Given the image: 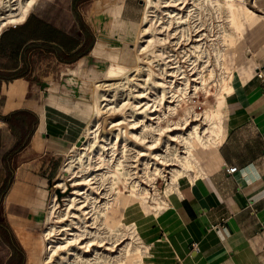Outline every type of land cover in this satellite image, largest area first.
I'll list each match as a JSON object with an SVG mask.
<instances>
[{
    "label": "crops",
    "instance_id": "0c3cea01",
    "mask_svg": "<svg viewBox=\"0 0 264 264\" xmlns=\"http://www.w3.org/2000/svg\"><path fill=\"white\" fill-rule=\"evenodd\" d=\"M254 2L264 14V0ZM142 7L143 0H45L0 33V253L7 256L0 264L37 262L32 232L43 225L48 182L92 117V103H82L87 86L113 53L133 66L126 31ZM252 48L250 67L225 95L221 141L202 164L212 159L169 195L171 211L166 202L159 220H172L151 225L158 228L145 238L152 264H264V38ZM18 111L25 113L16 126L6 117ZM229 167L236 171L227 174Z\"/></svg>",
    "mask_w": 264,
    "mask_h": 264
},
{
    "label": "bare ground",
    "instance_id": "6f19581e",
    "mask_svg": "<svg viewBox=\"0 0 264 264\" xmlns=\"http://www.w3.org/2000/svg\"><path fill=\"white\" fill-rule=\"evenodd\" d=\"M38 1L0 0V33L23 23ZM261 17L246 0H143L141 20L127 28L134 34V64L125 68L113 53L94 83L91 120L80 144L67 150L55 180L56 190L71 187V193L62 208L52 194L43 220V257L35 264H152L145 261L150 244L135 222L150 216L158 222L160 202L146 205L155 198V177L165 174L174 194L181 178L192 182L204 171L202 154L222 138L232 41L244 23ZM213 86V105L190 111L198 93L207 99ZM106 114L120 116L103 135ZM133 152L131 161L127 153ZM129 161H141L139 177ZM129 183V193L122 192L119 185ZM121 197L127 210L118 219ZM137 208L143 212L138 219ZM126 213L129 224L123 222Z\"/></svg>",
    "mask_w": 264,
    "mask_h": 264
},
{
    "label": "rangeland",
    "instance_id": "374dc122",
    "mask_svg": "<svg viewBox=\"0 0 264 264\" xmlns=\"http://www.w3.org/2000/svg\"><path fill=\"white\" fill-rule=\"evenodd\" d=\"M42 1H45V0H39L38 2H42ZM250 2H251V0H246V5L248 7H250V8H254L255 10H257V3H255L254 0H252L251 3ZM253 4L256 5V6L254 7ZM262 15H264V14H262ZM230 26L232 27L233 25H230ZM259 26H261V27H259ZM237 32H238V34H237ZM237 32H236V37L237 38L234 39L232 41V44H231L232 45L231 53L228 54V56H227V58L225 60L226 61V66L228 68L227 69V74H230L231 75L230 78H232V80H230V82H233L235 80V78L237 77V72L250 67V63L251 62L247 59L248 57H250L249 53L253 52V48L252 47H254L255 43L257 41H259L260 38L261 39L264 38V18H262L260 20V22H258L256 24H251V23H248V22L244 23V31L241 33V31L237 30ZM126 38L131 40V43L129 45V49L127 48V53H128L129 56L133 57V59H134V52L132 50V47H133L132 44H133V39H134L133 32L127 30L126 31ZM247 54H249V55L247 56ZM110 64H111V61L109 60V62L102 64L101 68H103L105 70ZM182 64H183L184 68L185 69L187 68L186 70H188L187 62L184 61ZM122 66H124L125 68H132V66L131 67H128V66H125V65H122ZM217 71H218V69H217ZM95 82L96 81H94L93 83L89 84V86H87V93H89L90 96L86 97L85 100L82 103H87V102L88 103H92V98H93L92 97V92L94 91V83ZM210 91H211V93H210L211 96L208 95L207 99L201 93H198V98H197L198 104L196 105V107L192 106L190 108V111H193V109H194L195 112L201 113L203 110L207 109L208 106H212L213 103L215 102L214 96L212 94V93L216 92V89L214 88V86L211 87ZM224 92H225V90H224ZM229 92H231V88H228V93ZM205 100L209 101L210 104L209 103L206 104ZM74 111L76 113L78 112L77 110H74ZM107 115L108 114H106L104 116V119H106L107 122H104V119H103V124H102V128H101V134H103V135H105V134H107L109 132L108 131V125H109L108 122L109 121H116L119 118V116H120L118 114L108 115V116ZM76 136L77 137L82 136V130L77 132ZM79 141H80V139H79ZM79 144H80V142H79ZM131 145L132 144L130 143L129 146H131ZM136 149L140 150L141 152H146V150H144V147L141 148V146L139 147V145H137ZM134 153L135 152H133V154H129V155L127 153V157H129L130 155L134 156L135 155ZM212 156H213V153L209 154L208 157L205 158V161L203 162L204 163L203 164L204 170L207 167L206 165L209 164V160L212 159ZM65 157H66V153L63 155V157L60 160L57 161V164H56L57 168H56L55 172L53 173L52 177L50 178V180L48 182V186L46 188V193H45L44 205H43V208H42V216L45 214V212L47 210V206H48L49 200H50V198H51L53 193L56 194V201H57V203L59 204V206L61 208L63 207L64 198L71 193V187H68V191L64 192V193H60V191H61L60 189L56 190V188H54L55 180H56V178L59 175L60 167H61ZM130 157L132 158V156H130ZM133 159L134 158H132L131 161H133ZM135 159H136V157H135ZM139 160L142 161V158H139ZM141 161L134 162L135 164L131 163L129 161L132 165L129 162L127 163V164H129L131 166H134V165L137 166L136 168H133L132 171H131L132 173H137V174H135V176H137V177H139V175L142 174V172L140 171V168H142ZM163 176H165V174H162V176L158 175L157 177H155L156 179L154 180V183L152 184L154 191L151 192V194L153 195V198L155 197L154 198L155 200L154 199L152 200L151 197L146 199V205L156 207V206H158V203H156V202H160L161 210L165 211L166 208H167L166 204L168 203V208L167 209H168V211H171V209L169 208V207H171V205H170L171 196H169L171 194V192L167 188L168 187V181H167L166 177H163ZM182 182H188V180L186 178H184ZM130 183L128 185H126L125 187L122 184L119 185V187L122 189V192L129 193V190H130L129 185H130ZM70 184H71V182L67 181V185H70ZM126 210H127V208L125 206V199L121 197V202L119 204V213H117L116 217L118 219H121L123 213H125ZM161 210H160V213L158 212L157 219H156L158 221V223L160 222L159 219H160L161 215L163 214V212H161ZM134 213H135L134 216L137 217V219H138L139 215L143 216L142 210H140V209L138 210V208H137L136 211H134ZM166 216H168V215H165V217L162 219V222H160V224L164 225L165 222L167 223V222H170L172 220L171 216H168V217H166ZM141 218L139 220H137L135 223H136V225L138 227L139 235L145 239V238H147L149 232H153V231L157 232L158 228L153 229L151 227V225L157 226V223L154 221L153 216H150V217H148L146 219H141ZM130 221L131 220L128 218L127 213H126L125 217L123 218V222L125 224H129ZM145 221H147V222H145ZM42 229H43V225L41 223L39 231L38 232H32L31 245L33 246V253H34L33 259L36 260V261H38L39 259H41L43 257L44 248H43V242H42ZM26 235H27V237L30 236V234H26ZM24 242H25V239L21 242V244L23 246H24ZM6 243H9V242H6ZM6 257L7 256L4 253H0V260L5 261ZM148 258H149V255L145 258L146 262H150L151 261Z\"/></svg>",
    "mask_w": 264,
    "mask_h": 264
},
{
    "label": "trees",
    "instance_id": "16d2710c",
    "mask_svg": "<svg viewBox=\"0 0 264 264\" xmlns=\"http://www.w3.org/2000/svg\"><path fill=\"white\" fill-rule=\"evenodd\" d=\"M24 113H25V112H23V111L15 112V113L11 114V116L6 117V120H7L9 123L13 124V125L19 126L18 123H16L15 121H13V119H14V118L16 119V118H18V117L24 115ZM5 238H6L7 240H9V236H5Z\"/></svg>",
    "mask_w": 264,
    "mask_h": 264
},
{
    "label": "built area",
    "instance_id": "2783aa9c",
    "mask_svg": "<svg viewBox=\"0 0 264 264\" xmlns=\"http://www.w3.org/2000/svg\"><path fill=\"white\" fill-rule=\"evenodd\" d=\"M258 78H261V73L257 72V75H256ZM226 173L227 174H233L235 171H236V167H229V168H226L225 169Z\"/></svg>",
    "mask_w": 264,
    "mask_h": 264
}]
</instances>
